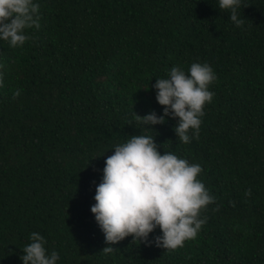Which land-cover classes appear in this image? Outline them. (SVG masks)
I'll use <instances>...</instances> for the list:
<instances>
[{
	"label": "trees",
	"instance_id": "obj_1",
	"mask_svg": "<svg viewBox=\"0 0 264 264\" xmlns=\"http://www.w3.org/2000/svg\"><path fill=\"white\" fill-rule=\"evenodd\" d=\"M37 2L24 46L0 41V264H22L33 232L57 264H264V0H243L239 28L218 0ZM194 62L217 76L198 137L140 125L163 114L156 79ZM140 134L200 164L215 198L175 250L108 245L90 211L114 146Z\"/></svg>",
	"mask_w": 264,
	"mask_h": 264
},
{
	"label": "clouds",
	"instance_id": "obj_2",
	"mask_svg": "<svg viewBox=\"0 0 264 264\" xmlns=\"http://www.w3.org/2000/svg\"><path fill=\"white\" fill-rule=\"evenodd\" d=\"M242 3L218 0L219 9L229 12L230 21L238 28L245 23L239 12ZM39 9L37 0H0V41H7L12 48L23 47L29 39L26 30L40 27ZM216 79L208 63L194 62L187 72L173 66L166 78L156 79L152 85L163 114L153 110L141 117L135 113L136 121L154 131L153 126L164 125L166 118L176 120L177 138L190 143L199 135L205 105L213 101L214 93L209 89ZM3 84L4 74L0 72V87ZM154 137L129 136L114 146L113 154L105 160L90 211L108 245L132 237L148 247L175 250L195 239L206 223L201 212L215 198L198 178L201 165L190 164L172 152L161 154ZM157 229L160 234L150 238ZM30 241L22 249V264H57L59 254L47 252L40 233H31ZM103 251L111 253L114 249L109 246Z\"/></svg>",
	"mask_w": 264,
	"mask_h": 264
}]
</instances>
